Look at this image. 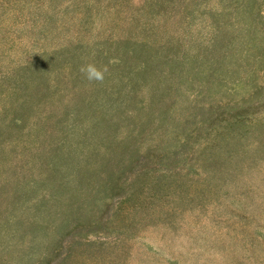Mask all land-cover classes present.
Here are the masks:
<instances>
[{
	"label": "rangeland",
	"instance_id": "rangeland-1",
	"mask_svg": "<svg viewBox=\"0 0 264 264\" xmlns=\"http://www.w3.org/2000/svg\"><path fill=\"white\" fill-rule=\"evenodd\" d=\"M0 264H264V0H0Z\"/></svg>",
	"mask_w": 264,
	"mask_h": 264
},
{
	"label": "clouds",
	"instance_id": "clouds-1",
	"mask_svg": "<svg viewBox=\"0 0 264 264\" xmlns=\"http://www.w3.org/2000/svg\"><path fill=\"white\" fill-rule=\"evenodd\" d=\"M81 73L88 82H103L105 79L106 68L98 67L95 63H85L81 65Z\"/></svg>",
	"mask_w": 264,
	"mask_h": 264
}]
</instances>
